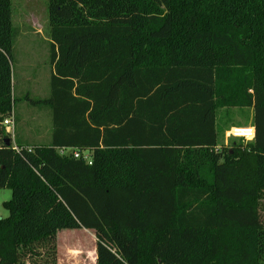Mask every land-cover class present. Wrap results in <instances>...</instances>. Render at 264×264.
<instances>
[{
    "label": "trees",
    "instance_id": "1",
    "mask_svg": "<svg viewBox=\"0 0 264 264\" xmlns=\"http://www.w3.org/2000/svg\"><path fill=\"white\" fill-rule=\"evenodd\" d=\"M48 17L51 95L25 100L51 140L14 143L0 0V264H58L77 230L96 264H264V0H49ZM221 108L253 110L252 142L220 143Z\"/></svg>",
    "mask_w": 264,
    "mask_h": 264
},
{
    "label": "rangeland",
    "instance_id": "2",
    "mask_svg": "<svg viewBox=\"0 0 264 264\" xmlns=\"http://www.w3.org/2000/svg\"><path fill=\"white\" fill-rule=\"evenodd\" d=\"M48 6L49 0H11L12 25L16 33L12 56V84L16 100L14 106L16 125L14 124V133L11 136L14 143L25 144L24 140L31 144L48 143L52 136L51 110L47 106H35L25 100V96L38 100L47 99L51 95L50 82L53 69L50 64ZM226 109L221 108L218 111V131L220 143L230 149L231 130L226 128V125L248 129V126L253 124L254 113L249 109ZM39 130L42 131V139L37 137ZM243 141L244 144L249 143ZM11 198V190H0V220L9 216L3 204ZM260 209L264 219V200ZM89 251H96V238L92 231L58 233V264H91L93 261L88 256Z\"/></svg>",
    "mask_w": 264,
    "mask_h": 264
},
{
    "label": "built area",
    "instance_id": "3",
    "mask_svg": "<svg viewBox=\"0 0 264 264\" xmlns=\"http://www.w3.org/2000/svg\"><path fill=\"white\" fill-rule=\"evenodd\" d=\"M3 126L6 128V132L12 136L14 133V122L12 119H7L4 121ZM235 137H239L240 135L244 134L245 139H254L255 131L253 130H240L235 129L232 133ZM61 156H70L72 155L75 159H83L89 165H91V156L87 152H78V151H71L69 149H62L59 151Z\"/></svg>",
    "mask_w": 264,
    "mask_h": 264
},
{
    "label": "crops",
    "instance_id": "4",
    "mask_svg": "<svg viewBox=\"0 0 264 264\" xmlns=\"http://www.w3.org/2000/svg\"><path fill=\"white\" fill-rule=\"evenodd\" d=\"M12 120H13V122H14V124L16 125V120H15V117H13L12 118ZM226 128H228V129H230L231 131H230V137L231 138H233V139H241V140H245V141H249V142H252L254 139H243L244 138V134H242V135H240L239 137H235L232 133H233V131L235 130V129H240V130H253V131H255L254 130V128H253V126H248V129H247V127H238V128H236V127H233V126H231L230 125V127L228 126V125H226ZM42 131L41 130H39L38 131V134H37V137L39 138V139H42V133H41ZM255 138V137H254ZM25 142H27V141H25ZM50 142H48V143H42V142H36L35 144H40V145H47V144H49ZM26 144H31V143H26ZM94 253H96V251H94ZM92 262V261H91ZM90 262V263H91ZM91 264H96V262L94 261V262H92Z\"/></svg>",
    "mask_w": 264,
    "mask_h": 264
},
{
    "label": "water",
    "instance_id": "5",
    "mask_svg": "<svg viewBox=\"0 0 264 264\" xmlns=\"http://www.w3.org/2000/svg\"><path fill=\"white\" fill-rule=\"evenodd\" d=\"M6 144L9 146L10 145V142H9V140H6Z\"/></svg>",
    "mask_w": 264,
    "mask_h": 264
}]
</instances>
